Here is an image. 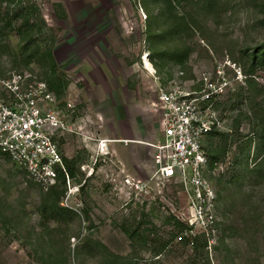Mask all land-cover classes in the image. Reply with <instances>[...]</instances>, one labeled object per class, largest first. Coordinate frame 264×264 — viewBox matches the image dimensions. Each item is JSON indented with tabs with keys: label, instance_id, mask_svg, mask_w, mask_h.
I'll return each mask as SVG.
<instances>
[{
	"label": "rangeland",
	"instance_id": "obj_1",
	"mask_svg": "<svg viewBox=\"0 0 264 264\" xmlns=\"http://www.w3.org/2000/svg\"><path fill=\"white\" fill-rule=\"evenodd\" d=\"M218 68L231 87L209 139L224 153L209 244L174 219L178 187L138 181L163 129L158 89ZM12 71L66 80L54 108L77 133H56L68 175L48 191L0 156V264H264V0H0V76Z\"/></svg>",
	"mask_w": 264,
	"mask_h": 264
},
{
	"label": "built area",
	"instance_id": "obj_2",
	"mask_svg": "<svg viewBox=\"0 0 264 264\" xmlns=\"http://www.w3.org/2000/svg\"><path fill=\"white\" fill-rule=\"evenodd\" d=\"M241 76L238 70L237 77ZM230 87L225 70L218 68L214 78L205 76L196 88L176 84L158 89L163 129L160 138L150 144L154 150L151 174L138 181L145 188L160 184L178 187L186 200L185 234H204L209 244L218 225L217 192L206 175L209 160L204 140L222 127L219 103ZM55 103L47 81L30 71L0 76V156L21 165L28 178L46 191L57 184L61 173L68 175L56 133H77L61 119ZM109 141L115 140L99 139V145L105 147ZM99 149L103 154L105 150ZM126 184L132 186L131 179L127 178Z\"/></svg>",
	"mask_w": 264,
	"mask_h": 264
},
{
	"label": "trees",
	"instance_id": "obj_3",
	"mask_svg": "<svg viewBox=\"0 0 264 264\" xmlns=\"http://www.w3.org/2000/svg\"><path fill=\"white\" fill-rule=\"evenodd\" d=\"M165 1H166V3L172 5L174 2H176V1L177 2H180L181 0H165ZM164 16H165V18L168 17L165 14H164ZM180 19H182V17ZM49 56L51 57V53H49ZM56 73L57 72L54 71V74H56ZM47 83L49 84V87H50L51 91L53 92V94L56 97L57 96L56 93L58 95H60V92H61L62 88L66 87L68 82L66 80H64L61 76H56L55 75V78L54 79L53 78L50 79V82H47ZM57 98H58V96H57ZM220 104L221 103H219V105ZM218 134L224 135L225 133L222 132V131H219V130H214V131L210 132L206 136V138L204 140V148H205V150L207 152V156H208V160H209V162H208V168H207V171H206V175L208 176V178L210 180H213V177H212L211 174L214 171V169H216L218 167L217 166L218 165V161H219V158L218 157L219 156H222L224 154V153L223 154L219 153L218 151L214 150V148L213 149H210V147H209V139L210 138H213L214 136H216ZM243 138H245V140L242 142V144L240 146V152H241V155L243 156V158L245 160H248L249 153H250L251 146H252V139L251 138H248L247 136H243ZM260 150H261L262 153H264V139L261 140V144L258 147V152ZM174 219L177 220L178 225L181 228H184V230L187 228L186 224L183 221L178 220L176 217H174Z\"/></svg>",
	"mask_w": 264,
	"mask_h": 264
},
{
	"label": "bare ground",
	"instance_id": "obj_4",
	"mask_svg": "<svg viewBox=\"0 0 264 264\" xmlns=\"http://www.w3.org/2000/svg\"><path fill=\"white\" fill-rule=\"evenodd\" d=\"M143 59L145 60V64L147 66V69L153 70V66L151 65V63L148 60V58L145 56Z\"/></svg>",
	"mask_w": 264,
	"mask_h": 264
}]
</instances>
